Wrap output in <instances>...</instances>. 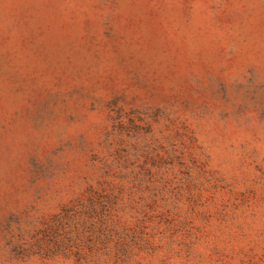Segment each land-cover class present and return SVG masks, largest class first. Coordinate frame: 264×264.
Instances as JSON below:
<instances>
[{
	"label": "rangeland",
	"instance_id": "374dc122",
	"mask_svg": "<svg viewBox=\"0 0 264 264\" xmlns=\"http://www.w3.org/2000/svg\"><path fill=\"white\" fill-rule=\"evenodd\" d=\"M0 264H264V0H0Z\"/></svg>",
	"mask_w": 264,
	"mask_h": 264
}]
</instances>
